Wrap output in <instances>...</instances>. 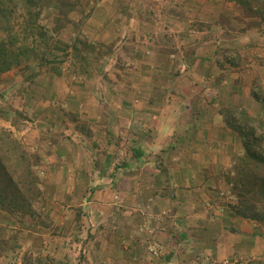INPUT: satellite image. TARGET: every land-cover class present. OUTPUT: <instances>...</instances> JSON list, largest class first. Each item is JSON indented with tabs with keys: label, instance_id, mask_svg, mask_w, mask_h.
<instances>
[{
	"label": "crops",
	"instance_id": "1",
	"mask_svg": "<svg viewBox=\"0 0 264 264\" xmlns=\"http://www.w3.org/2000/svg\"><path fill=\"white\" fill-rule=\"evenodd\" d=\"M226 1L210 9L217 19L200 20L204 35L198 40L147 49L159 67L149 76L160 85L142 86L147 76L130 72L139 87H103L105 100L90 97V89L76 91L71 99L82 107L76 109L69 106L66 87L46 88L66 102L58 109L29 99L24 109L44 117L45 133L37 120L18 112L28 124L21 134L42 153L47 186L55 190L46 205L47 225L30 231L40 251L34 264H72L73 256L78 264H221L261 253L259 224L235 213L232 199L217 192L229 188L222 173L233 151L241 149L237 135H228L227 111L255 116L264 107L254 96L264 90L258 57L264 50L254 46L256 33L245 27L241 39L229 41L222 19L238 5ZM137 41H130L136 56L145 41L155 43ZM179 60L183 65L173 70ZM7 91L2 88L0 95ZM18 123L16 117L5 126L16 130ZM60 195L62 203L55 200ZM151 244L159 250L156 257L148 253ZM2 255L0 249V264Z\"/></svg>",
	"mask_w": 264,
	"mask_h": 264
},
{
	"label": "rangeland",
	"instance_id": "2",
	"mask_svg": "<svg viewBox=\"0 0 264 264\" xmlns=\"http://www.w3.org/2000/svg\"><path fill=\"white\" fill-rule=\"evenodd\" d=\"M21 1H17V10L21 6ZM222 1L227 3L226 0H80L76 8L70 11L67 16L60 14L55 6L44 7L38 22L44 28L42 31L45 33L40 34L38 29L36 35L30 34L27 39L35 45V59L40 60V58L46 57L54 59L53 62L39 65L30 60L29 65L32 67L37 65L35 68L37 75L32 70L25 68L24 65L7 73H0V92L2 88L8 89L4 96L0 95V130L12 131L14 136L30 152L39 156V165L36 170L41 179L42 195L38 201L34 202V205L43 217L33 220L30 217H24L23 214H10L0 209V231L2 235L0 249L3 251L1 262L4 264H34V260L40 257V251L35 249L36 245L30 236V231H36L37 226H46L48 222L44 217H51L46 212V205L50 200L49 193L51 191L55 193V190H50L47 186L48 176L44 167L45 162L42 161V153L34 148L25 133L21 134L23 130L26 131L28 124L24 123L23 119L17 115L18 112L25 111L37 120L38 130L44 133L47 131L44 129L45 122L42 115L40 116L38 113L35 116L32 110L28 111V107L24 110L25 105L31 106L28 105V100L34 99L32 102L39 101L41 104H51L59 109L61 103L66 102L63 95L60 93L51 94V91L45 89L51 86L66 87L70 96L69 101H71L69 106H72L73 109L82 108L79 100L71 99L78 95L76 91L84 92L90 89L95 91V95L90 94V97L96 100H101L100 97H102V100H105L102 93L103 87L115 86L118 82L123 86L139 87V82L127 75L136 71H141L143 76H147L144 77V82H140L142 86L146 85L151 88L152 85L153 87L160 85L156 76H154L155 78L149 76L154 75L155 68L159 67L155 64L152 57L153 53L148 52L147 49L153 50L157 43L163 42L171 43L170 48L165 49H172L173 42H178L180 39L185 40V43L198 40L204 35L201 33L203 24L200 20L217 19V11H210V9ZM229 2L230 0H228L230 7ZM228 11L230 14L223 17L222 22L228 26L229 41L235 42L236 38L241 39L239 37L242 32L241 28L245 27L244 29L251 30V33H256L254 46L264 50V20L254 12L241 7L237 9L231 7ZM22 37H25L24 33ZM132 38L138 40L139 43L145 40H151L155 43L150 45L145 41L144 45L147 47L138 48L139 52L136 56L132 55L131 51L132 44L130 41ZM86 43L87 45H85ZM75 44L78 47L77 50L73 47ZM258 57L263 59L260 61V66L264 67V56ZM183 63L181 60L174 63L173 70L177 69L178 71ZM14 75H17L18 78H15ZM10 77L14 78L13 83H9ZM145 88L148 89L147 87L143 89ZM71 91L74 93L70 94ZM80 95L83 94L80 93ZM135 98L138 96L134 95L133 101ZM81 99L83 100L84 97ZM22 104H24L23 110H19L18 106L21 107ZM236 110L239 111L240 109ZM57 112L61 116L65 115L61 113V110ZM259 115L261 119L264 118L263 109L261 113L255 116L251 115V117H259ZM16 117L19 128L12 130L11 127L5 126L9 125V121L15 120ZM256 132L259 136L264 135V128H257ZM231 133H233L232 130L228 135L230 136ZM229 146L230 143L228 148ZM228 150L232 151L230 148ZM237 157L238 152L235 149L231 162L224 167L222 173L224 178L226 171L235 165ZM222 191H225L232 200H236V197H232L230 188L218 189L219 196ZM59 194L58 191L57 196ZM55 200L62 203L61 195ZM258 224L257 232L263 234L264 223ZM5 237H9L8 240ZM261 246L259 251L261 253L255 255L254 258L248 254H240L235 259H242L246 264L259 260L264 261V244ZM70 262L78 264V256L70 258Z\"/></svg>",
	"mask_w": 264,
	"mask_h": 264
},
{
	"label": "trees",
	"instance_id": "3",
	"mask_svg": "<svg viewBox=\"0 0 264 264\" xmlns=\"http://www.w3.org/2000/svg\"><path fill=\"white\" fill-rule=\"evenodd\" d=\"M17 1L0 0V73L24 65L37 75V65H29L30 60L39 65L51 64L54 60L35 59V45L27 39L30 34L36 35L38 29L40 34L45 33L38 22L44 7L55 6L60 14L67 16L80 0H22L18 10ZM230 1L264 20V0ZM23 33L25 37H22ZM73 47L78 49L76 44ZM254 96L264 105V90L254 91ZM226 115L228 127L237 135L241 145L235 165L225 173L232 197H236L230 207L242 217L263 224L264 135H257L256 129L264 128V118L261 119L260 115L251 117L244 109L229 110ZM38 165L39 156L30 152L12 131L0 130V209L33 220L43 217L34 205L42 195L41 179L36 170ZM250 264H264V261Z\"/></svg>",
	"mask_w": 264,
	"mask_h": 264
},
{
	"label": "built area",
	"instance_id": "4",
	"mask_svg": "<svg viewBox=\"0 0 264 264\" xmlns=\"http://www.w3.org/2000/svg\"><path fill=\"white\" fill-rule=\"evenodd\" d=\"M221 198L226 199L228 198V195L225 191H222L220 194ZM221 210L224 211L226 210V206L222 205L220 206ZM148 253L149 255L156 257L159 255V250L156 246V244H151L148 247ZM221 264H246V262L242 259H225L224 261L221 262Z\"/></svg>",
	"mask_w": 264,
	"mask_h": 264
}]
</instances>
